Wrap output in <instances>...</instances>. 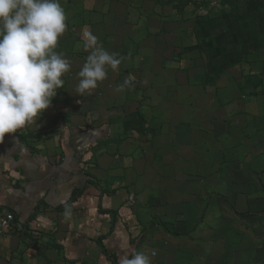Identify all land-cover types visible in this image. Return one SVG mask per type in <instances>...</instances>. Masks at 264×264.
<instances>
[{"label": "crops", "instance_id": "1", "mask_svg": "<svg viewBox=\"0 0 264 264\" xmlns=\"http://www.w3.org/2000/svg\"><path fill=\"white\" fill-rule=\"evenodd\" d=\"M110 1L60 0L67 14V29L59 38L56 51L70 61L69 71L62 76L63 87L58 89L50 107L37 118V123L5 134L3 142H0V213L9 211L14 217V227L0 234V264H119L121 256H131L135 251L148 255L150 264H180L188 260L175 246L177 236L184 234V230L200 227L203 223L201 211L203 204L207 203L202 189L203 153L198 152L196 156L197 152L191 154L188 150L187 155H183L178 153L177 147L180 144L178 140L183 139L181 145L185 152L193 139L200 136L199 131L203 127L196 120L200 115L192 116L191 110H170L155 104L160 109L159 113L152 112L154 116L159 122L165 119V126L173 130L174 136L166 141L171 150L167 156L181 165L180 172L186 181L192 179L191 174L201 175L196 189L200 199L195 211L179 207L170 212L160 211L156 207L157 202L150 197L158 181L154 175L160 178L161 174H166L164 171L173 167L170 169L168 162L169 168L166 163L155 167L159 157L153 151L150 154L145 152L141 133L151 129L143 116L148 105L144 103L141 108L129 109L131 99L126 90L117 91L114 82L108 79L84 94L76 91L81 79L78 73L86 61L81 58L80 52L87 57L90 51L83 47L82 34L85 31L94 35L107 33L104 29L93 32L89 27L92 18L101 16L100 5L105 7ZM255 3V9L264 14V1ZM74 17L79 22L83 21L82 26L85 27L69 23V20H75ZM236 18L244 27L237 35L248 36L256 47H260L264 40V31H261L264 30V21L252 17L250 24H246L241 16ZM101 35L99 43L121 58L118 67L129 62L136 67L143 53L141 48L136 47L133 53H128L132 52L131 48L128 49L129 44L113 45V35L109 33L105 35L109 37L110 44L105 45L107 43H101ZM131 43L133 45L134 41ZM116 48H119V53ZM119 78L113 79L118 81ZM100 89L102 91L98 93ZM205 93L209 94L208 91ZM232 94L231 98L236 102L232 106H239L242 103L241 93ZM118 98L119 103L109 105L111 100ZM258 108L255 114L250 109L246 113L253 114L257 123L264 124V110ZM240 128L237 125L228 126L230 132L235 133ZM257 139L262 142L255 145H264V136ZM248 140L244 138V141ZM227 142L232 143L229 139ZM235 144L238 149L234 155L250 154L248 143L237 141ZM219 152L223 156L229 153L225 150ZM221 154H218L220 160ZM206 161L205 158L204 163H210L209 159ZM215 174L206 178L210 184H217L216 189L211 190L214 196L224 187L220 176ZM93 181L98 185L91 184ZM76 187H81L82 193L71 201ZM190 188L189 181L178 189L177 194L190 195L194 190ZM224 197L229 202L228 196ZM229 204L228 208L233 207L232 203ZM65 205L71 207L72 215L68 219L64 216ZM252 206L247 202L242 208L236 206L234 209L252 211ZM206 208V212L210 213L220 208L224 219L231 218L229 210L222 204L218 208L205 205ZM217 254L220 256V251ZM228 257L230 262L235 258L231 248Z\"/></svg>", "mask_w": 264, "mask_h": 264}, {"label": "rangeland", "instance_id": "2", "mask_svg": "<svg viewBox=\"0 0 264 264\" xmlns=\"http://www.w3.org/2000/svg\"><path fill=\"white\" fill-rule=\"evenodd\" d=\"M256 1L111 0L106 8L100 5L101 16H95L96 19L90 21L89 28L93 32L107 30L102 35L95 34L102 36L101 43L110 44L109 37L105 35L110 33L113 45L129 44L128 49L131 48L132 52L128 53H133L136 47L143 51L136 67L130 62L127 67L121 66L116 70L108 67L106 80L113 81L117 90L126 77L132 76L133 87L126 89L131 99L129 109L148 105L143 116L151 129L141 133L145 152L150 154L153 151L159 157L155 167L165 163L168 168V163L171 164L170 169L173 167L164 171L166 174H161L160 178L154 175L158 181L156 189H152L154 195L150 197L157 202L156 207L160 211L170 212L177 207L195 211L200 199L196 189L201 175L191 174L190 189L194 190L190 195L177 194L178 189L189 181L180 172L181 165L168 157L171 150L166 141L174 136L173 130L165 126V119L159 122L152 112L159 113L161 106L170 110H191L192 116L200 115H196L197 123L203 127L199 131L200 136L193 139L185 152L181 145L183 139H179L177 150L183 155H187L188 150L191 154L197 152L196 156L198 152L203 153L205 205L218 208L222 204L229 210L231 218L224 219L220 208L215 212H206L203 204V223L200 227L184 230V234L177 236L175 247L182 256L188 257L180 264H264V145H255L262 142L257 138L264 136V124L257 123L253 114L246 113L250 109L255 114L258 107L264 110V40L260 47H256L248 36L237 35L244 27L236 18L241 16L246 24H250L252 17L264 21V14L255 9ZM95 7L98 4L95 3ZM74 19L69 23L83 25V21ZM131 41H134L133 45ZM116 51L119 53V48ZM82 54L80 52L81 58L86 60ZM118 76L121 77L118 81L113 79ZM238 91L242 95V103L235 107L239 110L232 106L236 102L231 98V94ZM119 102V98L114 99L109 105L115 106ZM157 103L160 106H156ZM255 105L257 109H254ZM240 114L245 116L239 117ZM262 115L264 120L263 111ZM230 125L241 127L239 132L231 131L234 136L228 129ZM243 136L249 140L244 141ZM228 139L232 143L228 144ZM237 141L249 144L248 156L234 155L238 149L234 147ZM219 150L229 153L223 156ZM218 154H221V160ZM205 158L210 163H204ZM215 173L220 176L224 187L220 194L214 196L211 190L216 189L217 184H210L206 178ZM224 195L228 196L229 202ZM247 202L251 206L254 203L252 211L234 209L236 206L242 208ZM229 203L233 207L228 208ZM231 220L234 221L229 222ZM230 248L235 255L231 262L228 259Z\"/></svg>", "mask_w": 264, "mask_h": 264}, {"label": "clouds", "instance_id": "3", "mask_svg": "<svg viewBox=\"0 0 264 264\" xmlns=\"http://www.w3.org/2000/svg\"><path fill=\"white\" fill-rule=\"evenodd\" d=\"M66 19L60 0H0V142L5 134L37 123L63 87L70 61L56 49L67 29ZM82 40L90 51L78 73L79 94L98 87L107 77L106 69L116 70L121 64V58L90 31L83 32ZM133 81L129 75L117 91L132 88ZM71 215V207L65 205V218ZM119 264H150V258L135 251L121 256Z\"/></svg>", "mask_w": 264, "mask_h": 264}, {"label": "built area", "instance_id": "4", "mask_svg": "<svg viewBox=\"0 0 264 264\" xmlns=\"http://www.w3.org/2000/svg\"><path fill=\"white\" fill-rule=\"evenodd\" d=\"M14 227V217L12 212H1L0 213V234L6 229Z\"/></svg>", "mask_w": 264, "mask_h": 264}, {"label": "trees", "instance_id": "5", "mask_svg": "<svg viewBox=\"0 0 264 264\" xmlns=\"http://www.w3.org/2000/svg\"><path fill=\"white\" fill-rule=\"evenodd\" d=\"M91 184L97 186L98 182L93 181V182H91ZM81 193H82L81 187H79V188L76 187L75 189H73L72 194H71V198H70L71 201L74 200L75 198H77V196H79ZM60 208L61 207H58V209H60ZM112 214L115 215V211H113Z\"/></svg>", "mask_w": 264, "mask_h": 264}]
</instances>
